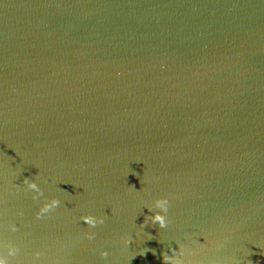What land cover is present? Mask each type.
Instances as JSON below:
<instances>
[{
  "label": "water",
  "instance_id": "95a60500",
  "mask_svg": "<svg viewBox=\"0 0 264 264\" xmlns=\"http://www.w3.org/2000/svg\"><path fill=\"white\" fill-rule=\"evenodd\" d=\"M9 244L8 264H164L181 245L185 264H264V0H0Z\"/></svg>",
  "mask_w": 264,
  "mask_h": 264
},
{
  "label": "clouds",
  "instance_id": "9594fccd",
  "mask_svg": "<svg viewBox=\"0 0 264 264\" xmlns=\"http://www.w3.org/2000/svg\"><path fill=\"white\" fill-rule=\"evenodd\" d=\"M23 184L27 186L28 189L33 190L35 195L33 196V199L36 200L40 196L43 195V190L40 188V186L35 182V180H31L28 177H25L23 180ZM134 187V186H133ZM61 201L58 198H51L46 199L43 205L40 207L39 211L36 213L37 218L43 217L45 214L51 212L55 208H57L60 205ZM169 200L167 197L158 198L155 200L153 208L158 209L153 212V214L150 217H147V219H150L153 224H158L160 228H164L168 224V219L166 216V213L168 212L169 208ZM22 215V213H20ZM81 220L84 221L87 225L91 227H95L97 224H103L105 221V218L103 216L96 217L95 215L88 214L81 217ZM9 228L11 231L15 232L17 231L16 224L9 225ZM88 238L93 239L94 233H88ZM124 243L129 244L131 243V237H125ZM18 251L17 247L15 245H7V255L6 256H0V264H8V256L15 255ZM154 251V250H153ZM171 255L168 252L163 253V261L164 264H185V261L182 259L184 255V246L181 245L179 248H171ZM108 251L103 250L101 251L100 255L104 258L108 256ZM41 252L37 251L35 253V257L38 259L41 256ZM251 264V262H250Z\"/></svg>",
  "mask_w": 264,
  "mask_h": 264
}]
</instances>
